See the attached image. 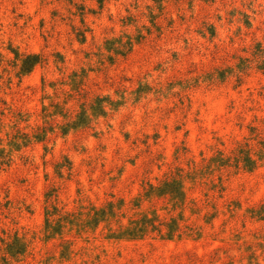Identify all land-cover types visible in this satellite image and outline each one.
Returning <instances> with one entry per match:
<instances>
[{
    "label": "rangeland",
    "instance_id": "374dc122",
    "mask_svg": "<svg viewBox=\"0 0 264 264\" xmlns=\"http://www.w3.org/2000/svg\"><path fill=\"white\" fill-rule=\"evenodd\" d=\"M0 264H264V0H0Z\"/></svg>",
    "mask_w": 264,
    "mask_h": 264
}]
</instances>
